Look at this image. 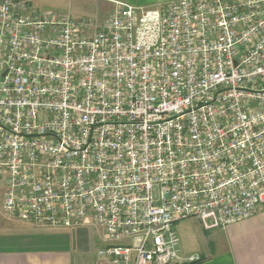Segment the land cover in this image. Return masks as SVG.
Instances as JSON below:
<instances>
[{"label":"built area","instance_id":"obj_1","mask_svg":"<svg viewBox=\"0 0 264 264\" xmlns=\"http://www.w3.org/2000/svg\"><path fill=\"white\" fill-rule=\"evenodd\" d=\"M0 186L14 221L97 227L111 264H192L176 225L264 209V0L114 2L98 26L0 0Z\"/></svg>","mask_w":264,"mask_h":264},{"label":"crops","instance_id":"obj_2","mask_svg":"<svg viewBox=\"0 0 264 264\" xmlns=\"http://www.w3.org/2000/svg\"><path fill=\"white\" fill-rule=\"evenodd\" d=\"M28 2L31 8L39 0ZM172 0H88L98 18L105 19L114 2L155 9ZM76 0L81 9L87 4ZM64 17L67 15L58 12ZM3 202V187H0ZM186 222V225L183 223ZM183 256H197L192 264H264V209L250 219L224 228L205 229L197 219L176 225ZM105 235L97 227L51 229L9 219L0 210V264H111L98 257Z\"/></svg>","mask_w":264,"mask_h":264},{"label":"rangeland","instance_id":"obj_3","mask_svg":"<svg viewBox=\"0 0 264 264\" xmlns=\"http://www.w3.org/2000/svg\"><path fill=\"white\" fill-rule=\"evenodd\" d=\"M88 1V0H84ZM76 0H39L32 7V12L35 14H44V13H52V12H61L73 20L86 19L94 22L95 26L100 25L105 19L98 18L96 15L95 9L92 4H85V8L81 9V7L75 4ZM165 5V4H164ZM2 188V186H0ZM1 196V192H0ZM2 206V201L0 198V210ZM186 225V222L183 223Z\"/></svg>","mask_w":264,"mask_h":264}]
</instances>
